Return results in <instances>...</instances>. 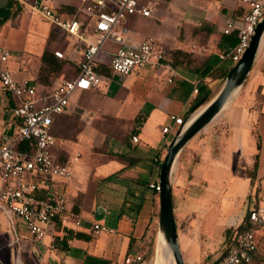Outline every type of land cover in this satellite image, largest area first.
I'll return each mask as SVG.
<instances>
[{
  "label": "crops",
  "instance_id": "obj_1",
  "mask_svg": "<svg viewBox=\"0 0 264 264\" xmlns=\"http://www.w3.org/2000/svg\"><path fill=\"white\" fill-rule=\"evenodd\" d=\"M43 1L63 18L81 20L82 39L12 0H0V48L10 53L1 66L16 81L34 87L38 98L77 76L85 44L94 42L78 0ZM233 5L239 17L241 11ZM152 15L128 17L124 39L134 45L153 40L172 71L150 64L128 76L115 74L109 61L119 45L104 44L98 85L74 92L51 128V154L71 175L65 182L42 178L35 192L38 199L63 193L66 212L43 244L31 238L17 217L4 213L16 237L0 251L4 264H124L128 256L142 258L146 252L159 212V194L149 184L159 179V160L176 133L162 130L172 126V117L185 120L219 92L233 67L219 55L237 43L226 39L236 32L223 33L228 21L212 27L203 40L187 39L170 24L157 23L159 16L150 19ZM203 96L208 101L190 113ZM17 104L0 85V142L15 131L11 110ZM131 134L138 136L137 143ZM178 163L172 207L184 264H214L225 253L237 219L264 207V44L243 87L187 144ZM94 224L114 232L94 233ZM255 235L257 250L250 264H264V226Z\"/></svg>",
  "mask_w": 264,
  "mask_h": 264
},
{
  "label": "built area",
  "instance_id": "obj_2",
  "mask_svg": "<svg viewBox=\"0 0 264 264\" xmlns=\"http://www.w3.org/2000/svg\"><path fill=\"white\" fill-rule=\"evenodd\" d=\"M16 5L41 15L66 34L82 39L83 22L76 18H63L43 0H12ZM81 11L93 28V43H86L79 73L72 79L64 80L51 94L36 97L35 88L14 79L11 72L1 65L10 53L0 48V85L4 91L18 100L11 115L17 121L13 134L3 135L0 142V210L17 217L27 233L36 242L43 244L55 227L56 221L66 212V198L61 192H50L38 199L35 192L42 185V178L65 182L70 177L66 166L57 163L51 154L55 144L51 128L54 117L66 112L70 97L76 91H86L96 87L98 58L106 42H114L119 48L112 54L109 68L115 74L128 76L150 64L169 68L165 64V52L148 39L134 45L125 41L128 33L127 18L130 16L149 17L152 10L143 0H78ZM241 15L225 24L223 33L236 32L237 43L221 53V61L236 64L246 50L250 38L264 16V0H234ZM62 57L59 52L54 53ZM171 71L172 69L169 68ZM198 89H194L197 93ZM172 126L163 128L164 134L178 130L184 120L172 117ZM131 140L138 142V136L131 134ZM24 143L29 149L20 150ZM163 160H159L160 165ZM150 189L159 194V179L149 184ZM247 227L241 228L244 222ZM78 224V222L76 223ZM264 226V207L258 206L237 219L233 226L230 242L223 256L214 264H250L257 250L255 231ZM94 233L111 234L113 229L94 224ZM142 260L140 255L128 256L124 264H135Z\"/></svg>",
  "mask_w": 264,
  "mask_h": 264
},
{
  "label": "water",
  "instance_id": "obj_3",
  "mask_svg": "<svg viewBox=\"0 0 264 264\" xmlns=\"http://www.w3.org/2000/svg\"><path fill=\"white\" fill-rule=\"evenodd\" d=\"M264 43V16L256 26L239 61L228 72L219 92L178 128L159 169L158 237L167 246L174 264H184L172 207L173 174L187 144L210 125L245 84ZM0 264H3L0 261Z\"/></svg>",
  "mask_w": 264,
  "mask_h": 264
},
{
  "label": "rangeland",
  "instance_id": "obj_4",
  "mask_svg": "<svg viewBox=\"0 0 264 264\" xmlns=\"http://www.w3.org/2000/svg\"><path fill=\"white\" fill-rule=\"evenodd\" d=\"M142 2L150 6L153 11L150 19L159 16L157 23L161 26L170 24L178 31L180 38L187 39L203 40L211 32L212 27L220 28L224 22L235 19L239 13L234 8V0H143ZM177 168L179 163L174 171L173 181L178 173ZM9 231H12L11 224L0 210V251L7 250L10 243L16 239L13 231L11 234ZM159 244L158 229H156L147 243L146 252L142 254V260L137 264H154Z\"/></svg>",
  "mask_w": 264,
  "mask_h": 264
},
{
  "label": "bare ground",
  "instance_id": "obj_5",
  "mask_svg": "<svg viewBox=\"0 0 264 264\" xmlns=\"http://www.w3.org/2000/svg\"><path fill=\"white\" fill-rule=\"evenodd\" d=\"M154 264H174L170 255V252L167 246L164 244L162 239L160 240V244L158 246V253L155 258ZM18 262V261H17ZM19 264V262H18Z\"/></svg>",
  "mask_w": 264,
  "mask_h": 264
},
{
  "label": "trees",
  "instance_id": "obj_6",
  "mask_svg": "<svg viewBox=\"0 0 264 264\" xmlns=\"http://www.w3.org/2000/svg\"><path fill=\"white\" fill-rule=\"evenodd\" d=\"M165 1H169V0H165ZM235 34V32H234ZM227 41H229L230 44H235L236 43V35L234 36H228ZM208 101V97L207 96H203V97H198L196 99V101L194 102L193 106L190 108L189 112L193 113L195 110H197L199 107H201L202 105H204L206 102ZM18 149L20 150H25V149H29L28 146L24 143H21L18 146Z\"/></svg>",
  "mask_w": 264,
  "mask_h": 264
}]
</instances>
